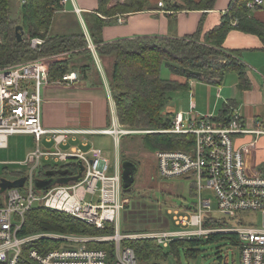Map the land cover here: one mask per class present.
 I'll return each instance as SVG.
<instances>
[{
	"label": "built area",
	"instance_id": "1",
	"mask_svg": "<svg viewBox=\"0 0 264 264\" xmlns=\"http://www.w3.org/2000/svg\"><path fill=\"white\" fill-rule=\"evenodd\" d=\"M69 0H62L65 6ZM264 0L248 4L251 9L263 6ZM164 7L163 3H159ZM80 14V10L76 9ZM120 24L125 23L118 17ZM84 23V22H82ZM89 48L98 60V54L89 33ZM43 39H32L31 47L43 45ZM97 54V55H96ZM44 59L0 69V151L8 148L13 135L34 136L37 149L23 163L29 167L21 189H8L0 206V264H139L131 247L124 246L126 235L121 230V213L129 203L124 198L120 159L111 170L108 159L100 149L84 150L72 142L77 136L110 135L118 144L123 136L133 134L125 130L113 115L109 129L48 130L42 122V90L49 85V68ZM79 80L76 72L63 77L62 84L72 85ZM226 125L212 116L176 114L171 129L159 133L192 135L194 146L189 151H159L156 153V172L160 178H181L195 184L198 201L184 212L170 211L178 232L162 231L155 234L128 236V240L154 239L164 248L174 240L207 239L216 234H232L239 240L241 264H264V175L252 174L243 152L235 147L234 136L249 133L237 110ZM257 132V131H256ZM262 132H258L260 134ZM45 141L52 145L41 149ZM87 147V141L81 143ZM73 162L82 163L84 172L79 183L55 185L39 190L36 183L52 168H64ZM100 187V188H99ZM204 190L214 193L217 209ZM99 195V205L86 201L88 194ZM37 208L65 213L98 230L114 228L115 237L79 234L35 233L22 235L27 214ZM244 217H243V216ZM246 215V216H245ZM260 215V220L256 218ZM238 227L231 226L234 222ZM259 222V225L257 223ZM224 224L205 227V224ZM44 241L57 242L58 248L41 253L29 249ZM114 242V254L93 243ZM68 245L63 246L62 243Z\"/></svg>",
	"mask_w": 264,
	"mask_h": 264
},
{
	"label": "trees",
	"instance_id": "2",
	"mask_svg": "<svg viewBox=\"0 0 264 264\" xmlns=\"http://www.w3.org/2000/svg\"><path fill=\"white\" fill-rule=\"evenodd\" d=\"M254 1L231 0L221 23L205 34L201 24L194 35L182 39L135 37L103 43L101 36L109 18L143 12L148 9V1L99 0L97 12L107 19L93 14L86 20V24L100 59H112L109 82L120 125L148 131H165L172 127L176 115L168 113L167 108L173 94L188 87L187 84L163 79V66L174 75L210 85H220L226 75L234 73L238 75L239 89L249 90L251 82L242 53L228 51L223 46L232 30L255 35L264 45V24L252 16L253 11L262 10L263 6L254 10L249 8L248 4ZM61 2L62 0H21L20 7L14 14L13 0H0V69L66 54L64 59L50 64V83L63 82V77L72 72L78 73L82 82L91 80L90 73L96 68L94 53L89 48L87 36L79 20L74 14H66ZM216 3L217 0H166L164 9L167 13L182 10L209 12L215 9ZM58 15L71 16L75 20L71 21L63 34L52 31L54 19ZM19 26L24 31L21 42L17 36ZM36 38L43 39L45 43L33 49L30 40ZM232 108L231 103L226 105L216 120L226 125L233 117ZM142 141L145 148L152 152L190 150L194 146L192 135L152 133L145 135ZM64 168L73 172L79 170L78 164L66 165ZM3 198L0 195V206L3 205ZM223 225L206 223L205 227ZM40 232L104 236L113 235L114 228L98 230L65 213L37 208L27 214L21 234ZM223 239L239 247L238 238L232 234L212 235L206 241L174 240L167 248L169 253H165L166 249L154 239H134L122 243L135 251L139 262L150 263L166 258L169 254L179 255L180 249L185 251L188 259L195 260L199 258L203 244ZM58 246L57 242L44 241L31 245L29 249H38L45 253L46 250L56 249ZM98 247L109 251L111 256L114 254V242H104Z\"/></svg>",
	"mask_w": 264,
	"mask_h": 264
},
{
	"label": "crops",
	"instance_id": "3",
	"mask_svg": "<svg viewBox=\"0 0 264 264\" xmlns=\"http://www.w3.org/2000/svg\"><path fill=\"white\" fill-rule=\"evenodd\" d=\"M147 1L148 9L143 12L109 18L101 36L103 43L135 37L182 39L194 35L201 24L205 34L221 23L231 2V0H217L215 9L209 12L182 10L167 13L164 9L166 0ZM194 1L200 2V0ZM159 3H163L164 7H160ZM76 9L80 10V14ZM98 9L99 0H69L64 6L66 14H74L82 22L85 19L84 15L90 18L94 14L107 19L97 12ZM252 16L264 24V4L263 9L253 11ZM118 17H123L125 23L120 24ZM83 24L85 26V23ZM223 47L228 51L242 53L251 88L241 91L238 87V75L234 73L226 75L220 85L188 80L173 74L169 80L187 84V89L176 93L186 105L183 110H178V106L171 104L167 112L174 115L181 113L185 116L191 114L197 117L217 118L221 110L231 103L249 131L234 136L235 147L243 152L247 168L252 174L264 175V45L255 35L232 30L225 39ZM94 59L98 67L93 68L90 73L91 80L88 82H82L77 73L79 80L72 85L51 83L42 90V122L46 129L100 131L112 126L114 114L115 119L118 120L110 82L106 78L105 69L107 70L108 63L105 67L104 60L99 56V62L95 56ZM111 64L112 59L109 58V71ZM99 77L104 81L103 84L102 81L95 82ZM200 100H206L205 108H200ZM110 103L113 104L112 107L109 106ZM258 132L262 133L258 134ZM96 136L100 134L77 136L75 138L77 141L72 144L88 150L94 147L93 139ZM84 140L87 141V147L81 145Z\"/></svg>",
	"mask_w": 264,
	"mask_h": 264
},
{
	"label": "rangeland",
	"instance_id": "4",
	"mask_svg": "<svg viewBox=\"0 0 264 264\" xmlns=\"http://www.w3.org/2000/svg\"><path fill=\"white\" fill-rule=\"evenodd\" d=\"M20 4L21 0H13L12 8L14 14L18 11ZM84 16L85 26L80 19L78 20L84 33L86 34L88 33V30L86 29V20H88V17L86 15ZM73 20L74 17L72 18L71 16H56L52 27L53 33H65L66 27L70 26V23H72L71 21ZM64 24L67 25L65 26ZM65 57L66 54H62L41 59H44L43 63L50 66L52 62L60 59L62 60ZM103 60L105 67L107 63L109 66V57ZM95 66L96 68L98 67L97 63H95ZM108 66L107 70L105 69V71L107 74L106 78L109 79ZM99 73L101 75L100 71ZM172 75L173 74L166 66L162 67L161 77L163 79L169 80L172 78ZM95 82H101L102 84L104 83L100 77L97 78ZM176 93L177 92L173 94L170 105L174 104L178 106V110H183L184 105H186L185 101H182L179 96L177 97ZM199 104L200 108H205L206 100H200ZM109 106L112 107L113 104L110 103ZM124 129L134 133L123 136L118 144L110 135H100L94 137L93 139L94 148L101 149L104 156L110 163L111 170L115 168L118 159H120V164L124 161H130L136 164L138 167V173L135 176V183L129 189L130 191L127 190L128 192H126L123 190L124 198L128 199L129 203L125 205V209L121 213L122 234H129V236H139L145 234L151 235L162 231H183L184 229L175 226L173 216L169 214V212L175 210L184 212L188 208L194 207L195 203L198 201V196L195 191V184H193L191 181L181 178L163 179L157 175L155 155L159 151L152 152L145 148L142 139L145 135L159 133L160 131L135 130L130 128ZM40 146L41 149H49L52 147V145H49L45 141H43ZM36 149L37 143L34 136H11L9 138L8 148L2 149L0 151V181L1 179L13 181L19 177L26 176L29 173V167L23 165V163L26 161L28 155L34 152ZM72 164H76V162H73ZM99 195L100 193L97 192L96 197L93 198L92 195L88 194L86 196V201L92 203L93 205H99ZM203 196L210 198L213 203V208L217 209L216 197L212 191L204 190ZM256 218H258L259 221L261 217L260 215H256ZM240 225L241 223L238 221L231 224L233 227H238ZM257 225H259V222ZM203 239L206 241L205 237H203ZM101 243L104 242L93 243L91 248H99L98 245ZM62 245L66 246L68 244L67 242H64ZM165 249V253H169L170 250L167 248ZM200 251L201 253L199 258L195 260L188 259L186 257L185 251L180 249L179 255L169 254L166 258L163 257L161 259L151 261L150 263L139 262V264H241L240 248L233 245L226 239L219 240L215 243H205L200 247Z\"/></svg>",
	"mask_w": 264,
	"mask_h": 264
},
{
	"label": "water",
	"instance_id": "5",
	"mask_svg": "<svg viewBox=\"0 0 264 264\" xmlns=\"http://www.w3.org/2000/svg\"><path fill=\"white\" fill-rule=\"evenodd\" d=\"M23 28L19 26L17 28V36L18 40L21 42L23 39ZM79 166V174L76 177L72 176L71 171L61 172V178L55 181H38L36 183V187L39 190H49L55 185H67L71 182H80L82 178V174L84 172V168L81 162H78ZM121 173H122V188L124 191L129 190L132 185L135 183V176L138 173V167L136 164L130 161H124L121 163ZM49 175H51L49 173ZM26 182V178L16 179V180H6L1 179L0 181V195H3L8 189H21L24 187Z\"/></svg>",
	"mask_w": 264,
	"mask_h": 264
},
{
	"label": "flooded vegetation",
	"instance_id": "6",
	"mask_svg": "<svg viewBox=\"0 0 264 264\" xmlns=\"http://www.w3.org/2000/svg\"><path fill=\"white\" fill-rule=\"evenodd\" d=\"M64 171H71L72 170H69V169H66V168H61V167H58V168H52L50 169L49 171H47L42 177H41V180L42 181H55L59 178H61V175L60 173L61 172H64ZM49 173L51 175H49Z\"/></svg>",
	"mask_w": 264,
	"mask_h": 264
},
{
	"label": "bare ground",
	"instance_id": "7",
	"mask_svg": "<svg viewBox=\"0 0 264 264\" xmlns=\"http://www.w3.org/2000/svg\"><path fill=\"white\" fill-rule=\"evenodd\" d=\"M79 10V9H78ZM37 39V38H36ZM32 40V39H31ZM31 40H30V44H31ZM35 61V60H34ZM25 64V63H24ZM22 65V64H21ZM48 68H49V66H48ZM59 84H61L62 82H58ZM49 84H51L50 83V75H49ZM48 130H52V129H48ZM78 174H79V170L78 171H75V172H73L72 171V176L73 177H76V176H78ZM72 183V182H71ZM74 183H78V182H74ZM89 226V225H88ZM91 227V226H90ZM94 228V227H93ZM96 229V228H95ZM40 233H42V232H40ZM33 234H35V233H33ZM112 237H115L116 236V234L114 233L113 235H111ZM128 236L129 235H126V240H128Z\"/></svg>",
	"mask_w": 264,
	"mask_h": 264
}]
</instances>
